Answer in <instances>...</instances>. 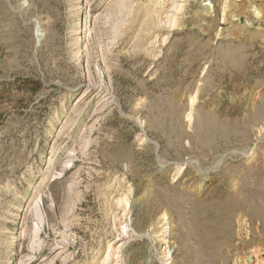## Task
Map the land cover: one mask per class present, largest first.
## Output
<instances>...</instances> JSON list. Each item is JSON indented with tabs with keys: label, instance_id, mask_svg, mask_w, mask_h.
Wrapping results in <instances>:
<instances>
[{
	"label": "rangeland",
	"instance_id": "obj_1",
	"mask_svg": "<svg viewBox=\"0 0 264 264\" xmlns=\"http://www.w3.org/2000/svg\"><path fill=\"white\" fill-rule=\"evenodd\" d=\"M0 264H264V0H0Z\"/></svg>",
	"mask_w": 264,
	"mask_h": 264
},
{
	"label": "bare ground",
	"instance_id": "obj_2",
	"mask_svg": "<svg viewBox=\"0 0 264 264\" xmlns=\"http://www.w3.org/2000/svg\"><path fill=\"white\" fill-rule=\"evenodd\" d=\"M34 262V261H33Z\"/></svg>",
	"mask_w": 264,
	"mask_h": 264
}]
</instances>
